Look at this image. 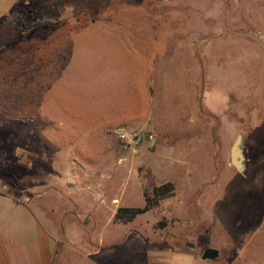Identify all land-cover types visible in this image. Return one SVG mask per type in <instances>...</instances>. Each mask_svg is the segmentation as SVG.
Here are the masks:
<instances>
[{"label": "rangeland", "instance_id": "1", "mask_svg": "<svg viewBox=\"0 0 264 264\" xmlns=\"http://www.w3.org/2000/svg\"><path fill=\"white\" fill-rule=\"evenodd\" d=\"M10 12L12 20L0 22V122L10 129L14 110L28 109L30 97L39 115H61L57 102L44 99L48 44L58 96L101 85L122 42L133 55L160 47L154 63L181 76L179 86L154 91L161 133L117 146L124 178L102 184L117 206H142L145 193L167 181L173 193L115 229L103 228L114 206L95 211L87 200L75 213H49L60 240L91 250V239H101V257H53L51 264H264V0H14L0 19ZM239 133L242 171L230 159ZM6 164L2 184L11 188ZM54 178L40 188L51 183L75 201L79 183L65 171ZM36 213L43 219L42 209ZM207 247L218 249L215 259L201 258Z\"/></svg>", "mask_w": 264, "mask_h": 264}, {"label": "crops", "instance_id": "2", "mask_svg": "<svg viewBox=\"0 0 264 264\" xmlns=\"http://www.w3.org/2000/svg\"><path fill=\"white\" fill-rule=\"evenodd\" d=\"M13 2L0 0V16ZM121 44L125 48L119 53L112 52L114 69L105 75L104 84L99 83L92 92L83 90L80 97L77 96L82 92L80 89L75 92L76 96L69 97L67 94L58 96L51 88L53 83L55 85V76L52 74L53 48L48 44L44 52V99L57 102L60 117L49 113L45 117L39 115L30 97L26 101L28 109L14 110L16 125L10 129L0 122V264H51L53 257H87L89 260L101 257L100 237L91 239V250H84L60 240L53 219L47 216L56 211L62 215L75 213L84 208L82 204L87 200L93 203L95 211L114 206L111 220L103 228L113 224L115 229L117 223L125 225L132 221L124 223L114 218L118 207L133 206L115 205L116 193L104 192L102 185L124 178L118 166L120 158L116 157L117 146H122L118 131H149L152 136L161 133L162 120H154V91L169 88L171 84L174 88L173 82L179 86L181 76L173 66L166 68L154 63L156 54H163L160 47H155L150 55H133L126 50V42ZM97 65L95 63V67ZM38 119L43 124L38 125ZM6 163L13 167L11 188L2 184L5 178L1 172L5 170L1 166H7ZM60 171H65L66 179L79 183L75 201H66L63 193L56 188L52 190L51 183L47 189L40 188L38 183L48 181L50 175L52 181L57 182L54 174ZM43 195L47 196L44 201ZM54 199L63 200L64 208H54ZM38 208L42 209L43 219L36 213ZM63 224H60V233L65 234ZM59 242L65 245L61 249ZM69 247L71 253H68Z\"/></svg>", "mask_w": 264, "mask_h": 264}, {"label": "trees", "instance_id": "3", "mask_svg": "<svg viewBox=\"0 0 264 264\" xmlns=\"http://www.w3.org/2000/svg\"><path fill=\"white\" fill-rule=\"evenodd\" d=\"M12 12L5 14L0 22L2 25L9 23L12 19ZM146 133H144V137ZM174 187L173 184L169 181L164 182L159 185H155L151 188V193L144 195V204L142 206H133V207H118L114 215V218L117 221L129 222L133 220L137 215L142 214L150 210L153 206L157 205L162 199L168 197L173 193Z\"/></svg>", "mask_w": 264, "mask_h": 264}, {"label": "water", "instance_id": "4", "mask_svg": "<svg viewBox=\"0 0 264 264\" xmlns=\"http://www.w3.org/2000/svg\"><path fill=\"white\" fill-rule=\"evenodd\" d=\"M242 141H243L242 134L241 133L237 134L230 149L231 163L238 171H242L244 169V154L242 151ZM188 245L192 246L191 244ZM217 256H218V249L213 247L205 248L201 254L202 259H215Z\"/></svg>", "mask_w": 264, "mask_h": 264}, {"label": "built area", "instance_id": "5", "mask_svg": "<svg viewBox=\"0 0 264 264\" xmlns=\"http://www.w3.org/2000/svg\"><path fill=\"white\" fill-rule=\"evenodd\" d=\"M118 138L123 147H135L142 142L144 138V132L120 129L118 131Z\"/></svg>", "mask_w": 264, "mask_h": 264}]
</instances>
